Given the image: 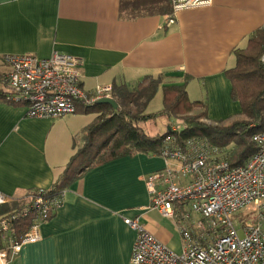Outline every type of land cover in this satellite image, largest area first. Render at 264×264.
<instances>
[{
	"label": "crops",
	"instance_id": "crops-1",
	"mask_svg": "<svg viewBox=\"0 0 264 264\" xmlns=\"http://www.w3.org/2000/svg\"><path fill=\"white\" fill-rule=\"evenodd\" d=\"M172 14L171 0H0V76L8 72L7 54L46 59L58 51L81 60L88 93L100 85L133 88L162 74L165 86L187 85L210 123L240 119L226 71L236 66L234 51L264 28V0H213L179 13L168 26ZM26 113L24 106L0 103V192L11 200L0 206V218L53 187L76 153V139L97 117L31 119ZM158 123L157 133H165L169 121ZM164 167L162 156L137 154L89 171L65 191L62 206L41 226V239L22 245L10 264H130L137 233L126 218H139L181 252L182 244L152 217L161 215L147 211L146 180Z\"/></svg>",
	"mask_w": 264,
	"mask_h": 264
},
{
	"label": "built area",
	"instance_id": "built-area-1",
	"mask_svg": "<svg viewBox=\"0 0 264 264\" xmlns=\"http://www.w3.org/2000/svg\"><path fill=\"white\" fill-rule=\"evenodd\" d=\"M176 16L187 10L207 8L213 0H171ZM264 61V57L262 59ZM8 72L0 76V89L7 91L11 104L24 106L31 119H59L113 99V86H97L88 93L82 86L79 58L55 51L49 58L31 55H5ZM172 130L178 132L176 123ZM258 148L245 165L233 167L228 150L212 146L201 139H190L175 145L166 140L162 153L165 167L146 180L150 196L148 212L156 211L171 220L182 237L177 253L151 234L139 218L124 220L136 231L130 264H264V131L253 135ZM36 191L19 209L0 218V264H10L22 245L41 239L40 228L51 220L62 206L59 198ZM0 192V206L9 203ZM253 215L252 221L235 217ZM33 224L25 234L17 232L22 221ZM243 236L241 237L240 232Z\"/></svg>",
	"mask_w": 264,
	"mask_h": 264
},
{
	"label": "trees",
	"instance_id": "trees-1",
	"mask_svg": "<svg viewBox=\"0 0 264 264\" xmlns=\"http://www.w3.org/2000/svg\"><path fill=\"white\" fill-rule=\"evenodd\" d=\"M234 53L236 66L226 71V75L232 84V100L242 109L240 119L228 125L210 123L205 104L189 99L187 85L165 86L162 74L149 76L133 88L116 84L113 99L119 108L114 110L109 105H96L82 111L84 114L93 112L97 117L76 139V153L46 195L61 197L86 173L112 161L137 154L160 157L169 138H173L175 145L201 139L212 146L229 149L227 155L231 166H245L258 152L251 141L253 135L264 131V28L252 36L245 49H237ZM160 89L164 93V107L157 114H148V106ZM7 96V91L0 89V103L19 106L11 104ZM198 108L203 110L196 113ZM159 118H166L171 130L167 128L165 133L153 135L147 124L156 125ZM176 123L181 125L178 132L172 130ZM13 208L16 209L7 215L20 209L18 206ZM32 224L30 219L22 221L17 225V232L27 233ZM4 246L0 238V250Z\"/></svg>",
	"mask_w": 264,
	"mask_h": 264
},
{
	"label": "rangeland",
	"instance_id": "rangeland-1",
	"mask_svg": "<svg viewBox=\"0 0 264 264\" xmlns=\"http://www.w3.org/2000/svg\"><path fill=\"white\" fill-rule=\"evenodd\" d=\"M163 107H164V93H163V90L160 89V91L158 92L154 100L148 106L147 113L157 114L163 109ZM91 114H95V113L92 112ZM160 127L161 125H159V123L158 125L157 124L155 125L152 123L147 124L149 133L153 135L161 130ZM152 217L158 223L159 227L170 235V237L172 238V240H174L173 242L177 245V247L180 248L183 241H182L181 234L178 230V227L171 220L165 219L159 216L158 214H153ZM252 219H253V215H250V216L247 215L245 217V215L241 213V214H238L234 220L237 221V229H239L241 220L242 222H248V221H252ZM239 232L242 237L243 236L242 231H239Z\"/></svg>",
	"mask_w": 264,
	"mask_h": 264
},
{
	"label": "water",
	"instance_id": "water-1",
	"mask_svg": "<svg viewBox=\"0 0 264 264\" xmlns=\"http://www.w3.org/2000/svg\"><path fill=\"white\" fill-rule=\"evenodd\" d=\"M98 105H109L114 110H117L119 108L117 102L114 99H104L98 102ZM168 130H171L170 127H168Z\"/></svg>",
	"mask_w": 264,
	"mask_h": 264
}]
</instances>
